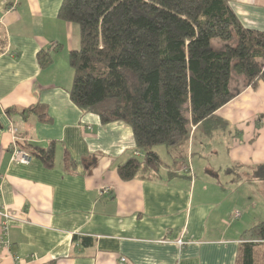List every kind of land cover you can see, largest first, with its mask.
<instances>
[{
  "label": "crops",
  "instance_id": "0c3cea01",
  "mask_svg": "<svg viewBox=\"0 0 264 264\" xmlns=\"http://www.w3.org/2000/svg\"><path fill=\"white\" fill-rule=\"evenodd\" d=\"M228 1L243 26L264 32V0ZM62 3L0 0V237L2 214L13 217L0 264H238L243 234L260 222L253 198L240 204V187L259 182L263 196L251 191L264 203V181L247 171L264 164V81L253 88L236 78L240 93L217 112L228 128L193 139L189 170L171 176V160L151 180L124 182L118 165L142 155L130 126L104 125L71 101L69 57L80 47V30L59 19ZM41 51L53 57L47 69L39 65ZM37 105L47 122L22 116ZM11 126L26 145L54 142L55 167L34 157L30 165L12 164ZM215 140L222 141L225 174L204 164L208 150L220 152ZM238 164L242 181L229 174Z\"/></svg>",
  "mask_w": 264,
  "mask_h": 264
},
{
  "label": "trees",
  "instance_id": "16d2710c",
  "mask_svg": "<svg viewBox=\"0 0 264 264\" xmlns=\"http://www.w3.org/2000/svg\"><path fill=\"white\" fill-rule=\"evenodd\" d=\"M59 19L80 30V47L69 57L71 101L104 125L123 122L133 131L142 156L118 165L124 182L161 174L166 164L157 146L172 160L171 176L189 170L193 139L228 128L217 112L240 93L236 78L253 88L264 81V32L243 26L228 0H63ZM38 62L47 69L53 57L41 51ZM21 114L49 120L41 105ZM20 145L46 168L55 167L54 142ZM244 171L238 164L230 173L242 181ZM247 171L264 181V164ZM238 264H264V221L243 234Z\"/></svg>",
  "mask_w": 264,
  "mask_h": 264
},
{
  "label": "rangeland",
  "instance_id": "374dc122",
  "mask_svg": "<svg viewBox=\"0 0 264 264\" xmlns=\"http://www.w3.org/2000/svg\"><path fill=\"white\" fill-rule=\"evenodd\" d=\"M213 45H214V47L217 48L219 46L218 41H214ZM198 137H199V134L196 136L195 141H196V139H198ZM206 140H208V139H206ZM216 142H219V143H216ZM221 143H222L221 140L212 141L213 147L215 145L214 149L216 151L218 150L220 152L218 153V155L213 156L212 153H210V150H208V152H207L208 155L206 157V160H205L206 162L204 164H206V165L211 164L212 166L218 167L217 169H219V167H221V170H219L218 172L220 174H225L226 171L224 170V168H225V163H226L225 162L226 157L224 154H222ZM196 146L197 145L195 144V147ZM209 149H211V147ZM154 150L161 156L162 160L165 163H167L168 165L170 164L171 158L168 156L165 146H157V147H155ZM196 172H198L197 166H196ZM229 174H236V173L232 172ZM224 183H226L225 178H224ZM248 183H246V184H248ZM260 185L261 184L259 182H255L254 184L249 183L248 185L240 187V191L237 195L240 198V200H239L240 204H244V203L252 204L253 202H251L249 197L254 199L255 205L253 207H255V208H254L253 212L258 217V219H260L259 221L261 222V221H264V203L257 198V196H259V195L263 196V193L261 191L262 186H260ZM249 189H250V191H248ZM253 189H254V193L257 196L252 195L253 192L251 190H253Z\"/></svg>",
  "mask_w": 264,
  "mask_h": 264
},
{
  "label": "built area",
  "instance_id": "2783aa9c",
  "mask_svg": "<svg viewBox=\"0 0 264 264\" xmlns=\"http://www.w3.org/2000/svg\"><path fill=\"white\" fill-rule=\"evenodd\" d=\"M10 132L13 136L12 147H11V163L21 164V165H30L33 160V157L29 153H27L24 149L21 148V145H20L21 139L19 136V129L15 126H11ZM102 193L103 194L110 193V188H104L102 190ZM2 216L4 217L5 221L2 225L3 237H0V244H4L6 248H9L10 246L9 241L6 240V237L9 231V223L10 221L13 220V217H11V215L8 214V212H5L4 214H2ZM177 244L182 245L183 241L179 240L177 241Z\"/></svg>",
  "mask_w": 264,
  "mask_h": 264
}]
</instances>
